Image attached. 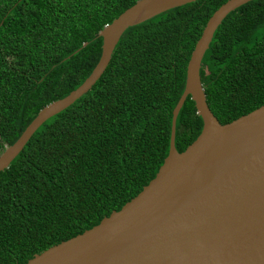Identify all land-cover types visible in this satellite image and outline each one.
Wrapping results in <instances>:
<instances>
[{"label":"trees","instance_id":"trees-1","mask_svg":"<svg viewBox=\"0 0 264 264\" xmlns=\"http://www.w3.org/2000/svg\"><path fill=\"white\" fill-rule=\"evenodd\" d=\"M137 1L0 0V154L42 108L89 77L102 52L98 33ZM227 1L199 0L128 28L91 90L47 120L0 172V264H26L90 230L155 178L191 53ZM200 79L221 124L264 105V0L226 16ZM201 130L188 96L176 150Z\"/></svg>","mask_w":264,"mask_h":264},{"label":"water","instance_id":"water-1","mask_svg":"<svg viewBox=\"0 0 264 264\" xmlns=\"http://www.w3.org/2000/svg\"><path fill=\"white\" fill-rule=\"evenodd\" d=\"M196 1L139 0L104 26L98 33L101 56L89 77L38 112L0 154V172L47 120L91 90L128 28ZM251 1L228 0L207 21L187 64L184 91L172 111L168 155L155 178L119 211L26 264H264V105L221 124L200 79L215 31L229 13ZM188 96L202 130L179 153L176 120Z\"/></svg>","mask_w":264,"mask_h":264}]
</instances>
